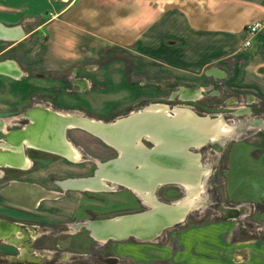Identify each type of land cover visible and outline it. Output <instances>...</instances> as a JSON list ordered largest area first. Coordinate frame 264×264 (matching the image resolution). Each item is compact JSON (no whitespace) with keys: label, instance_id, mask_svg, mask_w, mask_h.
<instances>
[{"label":"rangeland","instance_id":"1","mask_svg":"<svg viewBox=\"0 0 264 264\" xmlns=\"http://www.w3.org/2000/svg\"><path fill=\"white\" fill-rule=\"evenodd\" d=\"M27 16L19 21L20 25H34L38 19L33 18L32 21ZM49 16L50 11L45 13V17ZM233 60L234 57H230L222 64V69L217 67L222 73H218L217 69H213L215 74L209 73V69L214 68L212 66L193 73L192 78H163L144 68L149 62L134 54L130 47L113 48L104 51L101 56L85 59L76 66L88 68L76 69L75 78L87 80L85 86L81 83L84 81L79 84L88 86L85 90H76L78 98L75 94L68 95V90H71L69 71L68 76L55 83V90L43 91L39 99L51 107L56 106V112L61 114L71 113L113 122L131 111L158 102L171 108L185 107L201 116H222L228 125L235 128V135L212 138L213 142L197 150L190 148L200 155L207 172L202 177V190L197 198L199 201L195 200L196 206L190 210L183 223L166 229L154 241L131 238L105 243L92 238L84 226L75 228L82 225L78 222L143 211L147 209L143 203L146 201L135 191L118 185L116 191L63 189L58 181L92 176L97 162L107 161L118 154L111 145L86 129L68 127V140L77 148L79 160L74 161L40 148L57 156L27 152L35 162L33 168L22 172L3 169L6 166L0 168V176H4L0 179V192L11 183L9 180L19 179L17 181L40 183L45 189L60 193L58 197L42 199L36 207L19 205L0 194V215L23 226L26 231L22 232L21 238L28 239L25 245L24 241L19 244L21 238L16 242L7 240L6 243L0 240V264L111 263L115 260V252L124 256L134 254L140 258L153 255L184 259L190 257L192 241L199 243L200 264L264 263V129L251 124L255 120L264 122V100L259 95L262 90L259 73H263L264 69L253 72L247 69L246 75L242 74L239 79L241 84L235 86L232 77L234 69L229 63ZM109 63H112V69H101ZM121 66L123 69H119ZM41 71L37 72L41 76L36 78L51 82L45 80L49 79L48 73ZM249 75L251 80H247ZM183 87L201 90V94L196 99L174 96ZM80 93L86 94L80 97ZM40 107L51 109L44 105ZM242 107L250 111L240 112ZM9 116H0L5 123V129H2L5 135L8 131L25 126L11 129L15 123ZM5 135L0 132V139L5 138ZM143 142L145 146L152 147L149 141ZM27 148L38 149L25 146V150ZM161 185L155 191L156 198L161 202L171 203L187 196L180 185ZM223 207L225 214L232 207L244 209L239 216L226 218ZM226 235L229 236L227 240ZM163 236L166 238L163 239ZM239 236L253 239L238 241ZM26 247H29L30 258L22 260V252ZM197 252L199 254L198 250L195 254ZM212 253L215 257L210 256ZM195 254L191 255L198 257Z\"/></svg>","mask_w":264,"mask_h":264},{"label":"crops","instance_id":"2","mask_svg":"<svg viewBox=\"0 0 264 264\" xmlns=\"http://www.w3.org/2000/svg\"><path fill=\"white\" fill-rule=\"evenodd\" d=\"M48 11L51 16L45 17ZM25 16L38 18L34 25H22L27 41L0 40V61L14 60L19 69L29 68L22 69L20 79L0 74V116L10 115L12 121L20 119L14 115L38 92L57 86L53 79L36 78L40 69L62 72L113 48L130 47L149 62L144 68L163 78H187L212 66L222 73V64L230 57L235 86L247 69H264V29L243 47L249 37L247 26L264 22V0H0V22L20 25ZM112 63L101 69H112ZM259 75L264 100V72ZM197 250L198 257L191 255ZM115 254L113 262L99 264H200L201 253L199 243L192 241L190 257L184 259Z\"/></svg>","mask_w":264,"mask_h":264},{"label":"bare ground","instance_id":"3","mask_svg":"<svg viewBox=\"0 0 264 264\" xmlns=\"http://www.w3.org/2000/svg\"><path fill=\"white\" fill-rule=\"evenodd\" d=\"M0 71H4L7 73H12L16 76L20 75V71L14 64L6 63L0 65ZM84 86L86 85L85 81L83 82ZM184 94L182 98H190L196 99L201 94V90H194L187 87H183L181 89ZM165 107V108H164ZM169 106L166 104H162L160 109H157L158 115H143V116H135L129 122L132 126L129 129L124 127L122 135L119 134V131L116 129L115 132L110 131V129H104L101 127L104 123L108 125L114 124L117 125L121 123L118 120L113 122H104L96 119L84 118L82 116L74 115V114H63L66 115L70 121L74 120L78 124H85L88 127L98 128L103 132V135L107 136L111 139H117V143L122 149L127 148L128 150H132L133 152L139 153L140 156L134 157L133 154H129L123 160V156L120 153L118 164H112L104 166L102 172L97 174L98 184L95 185H87L90 189L95 188H110L105 180V178H115L117 180H128L133 182L134 188L138 189V191H143L145 195L143 197L138 193L146 202L149 201V196L154 194L159 185L162 182H168L171 180H178L184 182L187 188L186 198L183 201L174 202L175 207H165V206H157L153 211L156 213V216H152L148 214L145 217L143 224L147 227V231H153L156 228L160 227L166 221L174 218L180 217L184 213L189 212L193 209L195 204V200L199 198V194L202 190V177L203 174L207 172V168L201 163L200 155L194 153L190 148L197 146L201 147L208 140L209 136L216 135V138L235 135V128H232L227 124L222 116L216 117L215 120L210 121L212 118H199L196 113L181 107H175V113L172 115L168 111ZM42 109V107H41ZM40 109V110H41ZM45 109V107L43 108ZM47 109V108H46ZM39 110V111H40ZM34 114L33 112L28 113V116L32 118L37 116L39 122L41 123L39 126L40 130L45 131H35L31 134H13L9 137V140L13 141L16 144L17 152H21L20 159L13 160V157H4V155L0 156V160L10 161L13 165L19 166V169H27L29 167V162L31 161L27 155L25 154V146H34L53 151L59 155H63L71 160L77 161L79 152L75 147L71 145L67 138V130L68 127L78 126L67 124L63 137L61 125L58 121L50 120V115L46 113H42L43 115ZM50 112L51 110H46ZM246 111L249 112V108L241 109L240 112ZM136 112V111H135ZM59 113V112H58ZM61 114V113H60ZM156 115V114H155ZM133 120V121H132ZM49 121L55 123V127L49 126ZM251 124L260 126L264 129V122L254 121ZM176 127L173 132H168L171 128ZM26 127V126H25ZM24 127V128H25ZM50 127V128H49ZM1 129H5V123L0 126ZM22 128V129H24ZM137 128L138 131L134 129ZM37 130V128H34ZM128 130V131H127ZM151 131L154 136L155 145L154 147H147L142 144L140 138L145 132ZM9 133V131H8ZM184 133V134H183ZM60 135V142L57 138ZM44 136V137H43ZM215 138V137H211ZM8 141V140H7ZM7 141L4 140L3 145H6ZM144 143V142H143ZM1 145V144H0ZM7 146V145H6ZM2 151H9L10 149L7 147H1ZM154 150H166L165 153L157 154L152 151ZM80 156V155H79ZM80 158V157H79ZM129 159L132 162H127ZM123 160V161H122ZM122 161V162H121ZM5 167V166H0ZM126 169L133 170L136 174H132ZM124 174V175H123ZM116 186V185H115ZM157 186V187H156ZM34 190V192H32ZM49 190L45 189L41 185H36L33 183H24V182H14L12 181L9 185L5 186L1 192L4 196H7L9 199H21L29 203V205L36 206L39 201L45 198L48 195ZM156 198V196H155ZM157 199V198H156ZM158 200V199H157ZM159 201V200H158ZM181 203V204H180ZM228 208V207H227ZM225 212V207H223V213ZM236 211L232 208L227 212L229 217L235 216ZM1 219V218H0ZM4 220V219H1ZM5 221V220H4ZM6 222V221H5ZM138 224L140 221H136ZM127 224L118 223L116 228H114L113 232L118 235V233L127 232ZM80 225H77L75 228H79ZM24 228V227H23ZM0 239H5L6 241L16 242L18 237L22 236L21 225L18 223H4L0 222ZM138 229L136 228L135 231ZM25 231V230H24ZM14 239V241H12ZM101 242H105L104 240H100ZM26 258H30L29 249L23 251ZM22 258V257H21ZM25 259V258H24Z\"/></svg>","mask_w":264,"mask_h":264},{"label":"water","instance_id":"4","mask_svg":"<svg viewBox=\"0 0 264 264\" xmlns=\"http://www.w3.org/2000/svg\"><path fill=\"white\" fill-rule=\"evenodd\" d=\"M26 35L27 34H26V32H25V30H24L22 25H11L10 26V25H6V24L0 22V40H3V41H21V40L27 41ZM6 63L14 64L17 67V69L20 71L21 74L16 76V75H14L12 73H7V72H4V71H0V74L8 75V76L15 77V78H21L24 75L23 70L19 69L18 64L14 60L0 61V65L6 64ZM213 69H215V68L209 69V73L215 74ZM85 80L86 79H80V82L81 81H85ZM80 86H81L82 89H79V90H85L88 87V86L84 87L81 84H80ZM161 105L162 104L158 103V102L150 103V104H148L147 106H145V107H143L141 109H137L136 112L135 111H131L129 114H127L125 116H122V117H119L117 120L120 121L121 123H118L115 126H114V124L117 123L116 121H115L116 123L111 124V125L110 124L108 125V123L107 124L104 123L103 125H101V127L104 128V129L113 128V129H110V131H112V132H115L116 129H117L119 131V134L122 135V132H124L123 131L124 127L129 129L130 126H132L131 124L134 123V122H132V123L129 124V122L131 121L132 118H134L135 116L139 117V116L148 115V114L153 115V116H157L158 115L157 109H160ZM38 108L39 107H35L34 109L28 110L26 112V115L28 113L32 112V111H38L39 110ZM41 111L44 112V110H41ZM168 111L173 115L175 113L176 109L171 108L169 106ZM47 114L50 115V120H52V119H53V121L56 120L62 126L60 131L62 130L61 134H63L64 138H65L64 132H65V129L67 127L66 126L67 124L68 125L69 124L78 125L76 127H81L83 129H86L87 131L97 135L103 141H105L106 143L112 145L115 149H117L119 151V155H117L116 157H114L112 159H109L107 161H104V162H101V161L98 162L96 171H95L94 175H92V176H88L86 178H82V177L68 178V179H65V180L58 181L59 185L63 189H76V190H80V191H86V190H92V191H114L117 188L116 186L118 185V186H122V187L128 188V189H130L132 191H137L142 197H143V195H145L143 191L139 192L138 189L134 188L133 182L128 181V180H117L115 178H105L108 186L110 187V188H107V189H103V188L90 189V187H87V185H95V184L99 185L98 184V179L99 178L97 179V174L102 172L103 168H105L104 166H106V165L112 164L113 162H115L114 164H118V161H119L118 158L120 156V153L123 156V160L126 157H128L129 154H133L134 157L140 156L139 153H136V152L132 153V150H128L127 148L122 149V147L119 146V144L117 143V139L108 138L107 136L103 135V132L100 131L98 128H95V127H91L90 128V127L86 126L85 124H78L74 120L70 121V119L66 115H62V114H59V113L54 112V111H50V113H47ZM196 116L199 117L200 119L201 118L202 119L203 118L207 119V118H210L208 116H211L212 118H210L209 120L212 121V120H215L216 114L215 115H206V116H201V115L197 114ZM28 117L30 119V122H29V124L25 125L26 127L24 129H22V128L13 129V130L9 131L8 134L5 135L4 134L5 132L0 128V132H2L3 135H5L4 136L5 138H3V139L1 138L0 139V142H1L0 146L1 147H7V148L10 149L9 151L0 150V156L4 155V157H13L11 162H13V160H16L18 158L20 159V157H21V155H20L21 152H17L16 151V150H21V149L13 148V147H16L15 146L16 144H14L13 141L9 140V137H11V135H13V134H25V133L31 134V133H33L35 131H38V132L45 131V130H40L39 129V126L41 125L42 122L38 123L39 120H38L37 116H35L33 118L31 116H28ZM3 123L4 122L1 121V119H0V126L3 125ZM43 123H46V122H43ZM48 125L52 126L53 128L56 126L55 123L51 122V121H49ZM34 128H37V130H35ZM175 128L176 127L174 126L168 132H173ZM134 130L138 131L137 128H135ZM124 133H126V131ZM211 137H215V139H217L216 135L209 136V138L206 141V143H204L201 147H203L207 143L213 142L214 140H211ZM138 139H140V141H142V142H143V139L149 140L150 142L153 143V147L155 145L154 136L151 133V131L145 132V134H143ZM2 140H5V141L8 140L6 143H4L7 146L3 145ZM201 147L194 146L193 148H194V150H197L198 148H201ZM165 151L164 150H154L152 152L157 153V154H161V153H165ZM130 160L131 159H129L127 162H132ZM11 162L10 161L0 160V166L19 167V166L13 165V163H11ZM126 170L131 172L132 174H136V172L133 171V170H129V169H126ZM203 176H204V174H203ZM167 184L180 185L182 187V189L184 190V193L187 191L186 185L182 181L171 180V181H168V182H162V185H167ZM32 192H34V190H32ZM0 193L3 195L2 192H0ZM47 193H48V195H46L45 198L58 197L60 195L59 192H54V191H48ZM5 197L8 198L7 196H5ZM10 200L15 201L16 203L25 204V205H27L29 207H36L37 206V205L36 206L31 205V204L29 205V203H27L25 201H22L21 199L10 198ZM197 200L199 201V199H197ZM175 201H172L171 203L161 202V201H158L155 198L154 194H151L149 196V201L148 202L145 203L143 201V203L147 206V209H145L143 211L130 213V214H123V215H119V216H115V217H111V218L85 220V221H82V222H78V223H82V225H80V227L78 229H80L81 226H84L85 228H87L89 230L90 236L92 238L98 240V242H99V240H104L105 243H107V242H109L111 240H114V241H126V240L131 239V238L139 240V241H154L158 237L162 236V234L164 233V231L166 229L172 228V227H174V226H176L178 224L183 223L187 219V216L189 215V213H191V211H190V212L184 213L180 217H177V218L174 217V218L166 221L164 224H162L160 227L156 228L155 230L148 232L147 231V227L143 224L145 217L148 216V214H151L152 216H156V213L153 211V209H155V207H157V206L162 205V206H165V207H168V208L175 207V204H174ZM179 201L182 202L183 198L179 199ZM232 209L236 211L235 216H233V217H237V216H239L240 211H242L244 209V207H242L241 210L237 209V208H233V207H232ZM223 215L226 218H230L228 215H225V214H223ZM2 219H4V218H2ZM4 220L0 219V222L9 223V224H12V225L14 223V222L6 220V219H4ZM136 221H140V223L138 224ZM118 223L127 224L128 225L127 228H126L127 232H124V233L121 232V233H118V235L115 234L113 232V230H114V228H116ZM136 228L138 229L137 231H135ZM165 238L166 237L163 236V239H165Z\"/></svg>","mask_w":264,"mask_h":264},{"label":"flooded vegetation","instance_id":"5","mask_svg":"<svg viewBox=\"0 0 264 264\" xmlns=\"http://www.w3.org/2000/svg\"><path fill=\"white\" fill-rule=\"evenodd\" d=\"M22 69H29V68H25V67H21ZM79 68H81V67H75V66H72V67H69V68H66V70H64V71H62L61 73L59 72H56V71H53V73L52 72H49L48 74H47V76H49V79H53V80H55V81H59L60 79H63V78H65V76H68L69 75V73H70V78H69V85H70V88H71V90H68V95H71V96H73L75 93H76V90H78L79 91V89H77V87H79V88H81V86H80V84H79V82H80V79L81 78H75V74H76V69H79ZM67 71H69V73H67ZM36 77H40L41 76V74L40 73H35L34 74ZM46 76V75H45ZM51 77V78H50ZM81 83H83V82H81ZM83 85H84V83H83ZM56 89V87H54L52 90H55ZM87 89V88H86ZM183 91L182 90H179V92H177V93H175V95L174 96H180V97H182V96H184V94L182 93ZM41 94H43V93H41V92H38L37 94H36V96H34L33 98H32V100H31V102L28 104V105H25L22 109H21V111H20V113L18 114V115H20V119H14L13 120V122L15 123L14 124V126L12 125V128L11 129H13V128H17V127H21L22 125H27V124H29V122H30V119H29V117H28V115H26V112L28 111V110H30V109H34L35 107H39L38 109L40 110L41 109V107H40V105H44V106H47V107H49V108H51V109H43L44 107H42V109L41 110H44V112H42L41 110V113H40V111H39V113H40V115H43L42 113H50V112H48V111H46V110H51V111H54V112H56V111H58V109L57 108H55V107H51V106H49L48 104H46V103H44L41 99H39V97L41 96ZM67 107H70V105H68ZM245 108H247V107H245ZM241 109H244V107H242V108H240L239 110H241ZM238 110V111H239ZM38 111H32L34 114H38ZM58 113V112H57ZM61 112H59V114H60ZM65 114H67V113H65ZM129 114V113H128ZM13 115V114H12ZM48 115V114H47ZM127 115V114H126ZM10 117V116H9ZM122 117V116H121ZM117 119V118H116ZM100 120V119H99ZM115 120V119H114ZM103 121H105V120H103ZM109 121V120H108ZM111 121H113V120H111ZM16 122H18V124L16 123ZM16 125V126H15ZM25 127V126H24ZM23 127V128H24ZM57 138H59L58 139V141L60 142V135L57 137ZM67 138H68V136H67ZM143 140H146V139H143ZM147 141H149V140H147ZM70 142V141H69ZM105 142V141H104ZM150 142V141H149ZM71 143V142H70ZM106 143V142H105ZM151 143V145L150 146H153V143L152 142H150ZM108 144V143H107ZM71 145L74 147V145L71 143ZM108 145H110V144H108ZM112 146V145H111ZM113 147V146H112ZM114 148V147H113ZM77 149V148H76ZM115 149V148H114ZM116 151L118 152V154L117 155H119V151L116 149ZM27 152H30V153H34V154H40V153H43V154H50V155H55V156H57L56 154H53V153H50V152H46V151H43V150H41V149H36V148H27L26 150H25V154L27 153ZM27 155V157L31 160L30 162H29V169H31V168H33L34 166H35V162H34V160H32L30 157H29V155L28 154H26ZM80 156L78 155V160L80 159L79 158ZM66 159V158H65ZM32 162V163H31ZM104 162V161H103ZM98 163V162H97ZM27 168V169H28ZM3 169H8V170H11V171H14V172H18V171H25V169L24 170H21V169H19V168H17V167H11V166H6L5 168H3ZM28 169V170H29ZM4 176H0V179L1 178H3ZM17 180H19V179H13V180H9V182L11 181H14V182H23L22 180L21 181H17ZM24 183H29V182H27V181H24ZM33 184H36V183H33ZM40 184V183H39ZM38 184V185H39ZM37 185V184H36ZM117 187H119V186H117ZM121 187V186H120ZM117 189V188H116ZM116 189L114 190V191H116ZM1 194V193H0ZM1 196L2 197H5L4 195H2L1 194ZM9 201H11V202H14V201H12V200H9ZM14 203H16V202H14ZM19 205H23V204H20L19 203ZM38 205V204H37ZM5 217V216H4ZM0 218H2V216H0ZM74 224V223H73ZM21 229H22V232L24 233V228H23V226H21ZM69 229H70V227H69ZM26 231V230H25ZM70 231V230H69ZM25 237H26V235H25ZM18 238H21V237H18ZM30 237H29V241H30ZM5 240V239H4ZM21 241H20V243L19 244H22V242L24 241V245L25 244H28V239L27 238H25V239H23V238H21L20 239ZM12 241H14V239L12 240ZM7 241L5 240V242L4 243H6ZM29 248V247H28ZM26 248H24V250H25ZM23 250V251H24ZM23 253V252H22ZM26 259V256L24 255V253L22 254V260H25ZM18 263V262H17ZM19 264H25V263H19Z\"/></svg>","mask_w":264,"mask_h":264},{"label":"built area","instance_id":"6","mask_svg":"<svg viewBox=\"0 0 264 264\" xmlns=\"http://www.w3.org/2000/svg\"><path fill=\"white\" fill-rule=\"evenodd\" d=\"M264 29V22L261 20L255 21L253 23H250L247 26V31L249 34V37L247 38V40L244 42L243 47L247 48L251 45L252 43V39L260 32Z\"/></svg>","mask_w":264,"mask_h":264}]
</instances>
